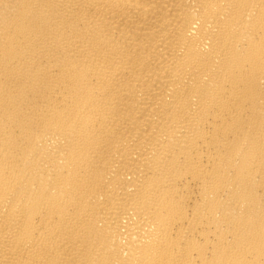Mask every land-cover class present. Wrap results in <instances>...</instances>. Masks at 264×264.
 Here are the masks:
<instances>
[{
    "label": "bare ground",
    "instance_id": "6f19581e",
    "mask_svg": "<svg viewBox=\"0 0 264 264\" xmlns=\"http://www.w3.org/2000/svg\"><path fill=\"white\" fill-rule=\"evenodd\" d=\"M0 264H264V0H0Z\"/></svg>",
    "mask_w": 264,
    "mask_h": 264
}]
</instances>
